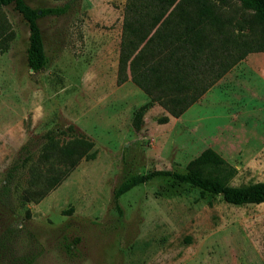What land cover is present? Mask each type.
Listing matches in <instances>:
<instances>
[{"label": "rangeland", "instance_id": "374dc122", "mask_svg": "<svg viewBox=\"0 0 264 264\" xmlns=\"http://www.w3.org/2000/svg\"><path fill=\"white\" fill-rule=\"evenodd\" d=\"M38 18L48 63H27L29 27L0 7V264H264V202L235 205L157 170L185 172L211 147L236 169L230 185L264 181V51L226 72L180 117L147 101L131 80L116 83L123 0H25ZM236 13L238 0H228ZM12 33V38L9 36ZM169 116L165 123L160 122ZM92 143L39 202H25L28 165L43 146ZM29 164V162H28ZM144 179L116 196L122 182Z\"/></svg>", "mask_w": 264, "mask_h": 264}, {"label": "trees", "instance_id": "16d2710c", "mask_svg": "<svg viewBox=\"0 0 264 264\" xmlns=\"http://www.w3.org/2000/svg\"><path fill=\"white\" fill-rule=\"evenodd\" d=\"M236 13L228 0H124L116 83L131 80L148 98L134 114L139 128L143 114L157 103L172 117H180L226 72L252 52L264 51V0H238ZM12 5L29 27L27 63L38 71L46 67V53L38 18L60 15L65 6L36 9L25 0H0ZM6 26L0 22V50H6ZM12 38V33L9 35ZM160 122L169 120L162 116ZM92 143L84 138L43 146L37 158H24L8 171V180L28 165L21 190L25 202H39L76 168L92 159ZM29 162V164H28ZM236 169L213 148H205L190 160L185 172L157 170L206 192L220 194L230 204L264 202V181L230 185ZM132 176L120 184L116 196L141 182ZM10 181V180H9Z\"/></svg>", "mask_w": 264, "mask_h": 264}, {"label": "crops", "instance_id": "0c3cea01", "mask_svg": "<svg viewBox=\"0 0 264 264\" xmlns=\"http://www.w3.org/2000/svg\"><path fill=\"white\" fill-rule=\"evenodd\" d=\"M123 2H124V0H123Z\"/></svg>", "mask_w": 264, "mask_h": 264}]
</instances>
